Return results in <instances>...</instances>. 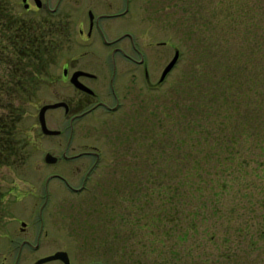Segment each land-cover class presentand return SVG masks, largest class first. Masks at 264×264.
Listing matches in <instances>:
<instances>
[{
	"label": "rangeland",
	"instance_id": "1",
	"mask_svg": "<svg viewBox=\"0 0 264 264\" xmlns=\"http://www.w3.org/2000/svg\"><path fill=\"white\" fill-rule=\"evenodd\" d=\"M30 2L26 11L22 0H7L6 16L38 30L47 15ZM134 6L145 26L137 37L144 55H153L148 43L166 44L156 49L153 89L146 85L144 135L132 143L124 127L104 119H96L97 130L78 126L67 156L103 153L83 195L63 183L81 187L90 163L63 161L62 111L46 113L48 129L62 138L43 136L37 120L42 106L76 99L62 72L69 65L70 77L82 66L85 59L74 67L81 48L63 41L46 80H32L31 89L9 98L11 106L0 102V264H34L55 251L67 252L72 264H264V0ZM54 8L48 22L56 24L65 10L50 0ZM70 23L79 40V20ZM172 47L177 65L156 86ZM46 154L58 162L46 165ZM223 182L226 193L219 192ZM22 241L39 242L40 251L15 262ZM106 243L108 256L100 248Z\"/></svg>",
	"mask_w": 264,
	"mask_h": 264
},
{
	"label": "flooded vegetation",
	"instance_id": "2",
	"mask_svg": "<svg viewBox=\"0 0 264 264\" xmlns=\"http://www.w3.org/2000/svg\"><path fill=\"white\" fill-rule=\"evenodd\" d=\"M38 1L40 6L37 5L36 0H32L34 10L45 11L47 18L53 19L54 15H56V8L53 10L49 9L50 0H46L45 4H43L42 0ZM135 1L137 0H57V5L65 10L61 16L62 18L58 17L59 22H57L60 32L59 36L62 38L61 43L64 41V44L67 43L68 46L74 45L81 48L82 53L75 62L74 67L77 66L79 61L85 59L82 66L74 70L71 76L77 72L83 73L82 76L78 77V82L93 93L88 94L71 85V76L68 77L70 66L66 65L64 67L62 78L63 80L69 78L68 81L76 93V99L66 98L64 101L59 102L66 105V107L59 109L63 113V120L66 124L64 125L65 130H63L65 132L63 143H60V146L62 144L61 147H63L62 158L66 163L84 159L90 163L81 187H70L68 183L63 181L65 188L74 196H81L89 189L87 183L90 176L96 173L103 162V153L98 148H94L92 152L79 153L74 157L67 156L72 144L75 142V133L78 126L87 122L97 130L100 124L96 123V119H104L105 122H111V124L106 123L107 127L114 124L117 125L115 127L118 130L120 127L121 129L124 127V131L130 135L131 140L136 134L138 138L144 135L145 120L141 110L144 106L146 85H151V68L157 62L155 57L156 49L164 48L166 44L152 41L148 43V49L152 51L153 55L150 57L144 55L141 49L143 46L139 43L137 37H139L138 33L145 26L139 13L135 12ZM22 4L26 11L31 10L30 0H22ZM75 19L79 20V40L73 39V25L70 22ZM172 49H174L175 53L177 52L175 47H172ZM169 63L165 65L164 69ZM176 65L166 75L164 81L161 82L160 79L164 69L162 70L156 86L163 85L166 82L174 72ZM150 88L153 89V87ZM63 132L60 131V135L57 138H62L61 134ZM122 133L123 131H119V136ZM125 138L127 139L126 136ZM97 139L101 140L99 136ZM130 142L134 143L133 140ZM83 147L86 150L93 149L87 144ZM49 179L54 180L56 176L54 175ZM110 191L112 193V187ZM111 206L110 201L108 207L111 208ZM100 248L105 252L106 256L112 253V246L110 247L109 243L104 244ZM24 251L37 254L40 251L39 242L32 246L29 242L22 241L17 249L15 262L21 259ZM57 252L65 251H55L53 254L40 259L53 256ZM68 258L69 264H72L69 255ZM100 260H94L90 264L109 263L107 260V263H104L103 259L102 262ZM48 264L62 263L57 261Z\"/></svg>",
	"mask_w": 264,
	"mask_h": 264
},
{
	"label": "trees",
	"instance_id": "3",
	"mask_svg": "<svg viewBox=\"0 0 264 264\" xmlns=\"http://www.w3.org/2000/svg\"><path fill=\"white\" fill-rule=\"evenodd\" d=\"M6 3L0 0V102L11 106L12 95H23L33 82L42 81L44 70L58 61L61 37L58 24L49 23L48 18L38 30L34 23L12 21L6 16ZM222 184L219 192L226 193L230 186Z\"/></svg>",
	"mask_w": 264,
	"mask_h": 264
},
{
	"label": "water",
	"instance_id": "4",
	"mask_svg": "<svg viewBox=\"0 0 264 264\" xmlns=\"http://www.w3.org/2000/svg\"><path fill=\"white\" fill-rule=\"evenodd\" d=\"M37 1V5L40 6L39 1ZM25 8H27V6H25ZM179 58V53L176 52L174 55V58L172 59V61L169 63V65L164 69L162 75H161V79L160 81H164L166 75L173 69V67L176 65L177 61ZM83 73L77 72L75 74H73L70 78V84L73 85L76 89L87 92L88 94H93L88 88H86L85 86H83L82 84H80L78 82V77L82 76ZM62 107H66V105L64 103H54V104H50V105H44L40 108L39 112H38V125L40 128V131L42 133L43 136L45 137H56L60 135L59 131H53L48 129L47 127V123H46V113L48 111L51 110H58ZM44 163L46 165H55L57 163V158L53 157L51 154H46L44 156ZM49 180H47V182H49ZM26 227L25 223H21V229L22 231H24ZM61 262L62 264H69V258L67 253L65 252H57L55 253L53 256L50 257H46L43 259L38 260L35 264H48L51 262Z\"/></svg>",
	"mask_w": 264,
	"mask_h": 264
}]
</instances>
